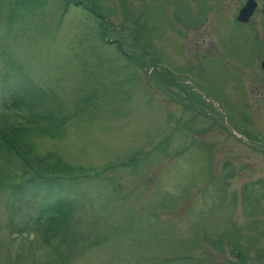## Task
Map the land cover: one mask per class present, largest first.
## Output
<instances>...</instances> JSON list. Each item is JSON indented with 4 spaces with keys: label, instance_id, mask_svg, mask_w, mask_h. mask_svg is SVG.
<instances>
[{
    "label": "rangeland",
    "instance_id": "1",
    "mask_svg": "<svg viewBox=\"0 0 264 264\" xmlns=\"http://www.w3.org/2000/svg\"><path fill=\"white\" fill-rule=\"evenodd\" d=\"M80 1L107 41L67 0H0V123L90 169L52 199L0 187V264H264V0L245 23L249 0Z\"/></svg>",
    "mask_w": 264,
    "mask_h": 264
},
{
    "label": "trees",
    "instance_id": "2",
    "mask_svg": "<svg viewBox=\"0 0 264 264\" xmlns=\"http://www.w3.org/2000/svg\"><path fill=\"white\" fill-rule=\"evenodd\" d=\"M66 5V8L75 5L95 13L101 21L103 40L107 41L105 36L106 21L97 11L96 6L91 7V5L80 0H67ZM118 49L123 52L121 46ZM5 107L7 110L15 108L8 103L5 104ZM43 131L36 126L34 127L30 122L0 123V187L9 188L13 196L18 198L16 199L17 202H23L29 194H44L50 199L56 198L71 190L70 186L67 185L68 180L75 181L74 184H77L78 181L80 182L89 176L90 169L72 166L55 152H49L45 156L39 155L37 153V141L49 137L42 135ZM49 138L60 139L63 137L51 136ZM142 153H146V151H142ZM16 159L24 160L30 170L20 175L12 174L10 166ZM74 189L76 188L73 187ZM67 206H69L68 202L62 198V200L52 202L45 208H40L42 215L39 223L44 227L46 234L57 232L58 227L63 225V220L68 215L71 216V210ZM45 220L46 224H44ZM99 242L96 240L95 244H99ZM237 250V248L233 249L232 253L236 255ZM239 255H243L242 251L239 252ZM236 257L239 256L236 255ZM245 261L247 262V259Z\"/></svg>",
    "mask_w": 264,
    "mask_h": 264
},
{
    "label": "water",
    "instance_id": "3",
    "mask_svg": "<svg viewBox=\"0 0 264 264\" xmlns=\"http://www.w3.org/2000/svg\"><path fill=\"white\" fill-rule=\"evenodd\" d=\"M257 7H258V3L255 0L247 1L246 5L239 12L237 20L242 23L248 22L251 19V17L254 15ZM262 67L264 69V63Z\"/></svg>",
    "mask_w": 264,
    "mask_h": 264
}]
</instances>
